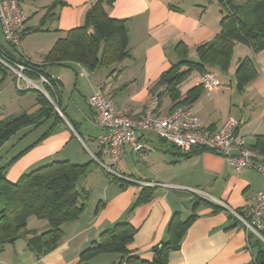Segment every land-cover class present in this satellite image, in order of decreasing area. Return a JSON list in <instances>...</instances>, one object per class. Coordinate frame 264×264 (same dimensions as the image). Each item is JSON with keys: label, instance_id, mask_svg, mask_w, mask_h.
<instances>
[{"label": "crops", "instance_id": "0c3cea01", "mask_svg": "<svg viewBox=\"0 0 264 264\" xmlns=\"http://www.w3.org/2000/svg\"><path fill=\"white\" fill-rule=\"evenodd\" d=\"M95 1H25L29 11L25 12L27 21L23 27L21 51L16 53L9 49L31 63L42 64L57 39L83 24L87 10ZM50 5H54V15L42 21ZM105 8L110 17L127 21L130 56L90 72L71 61L47 66L46 70L58 86V94L54 96L57 104L54 103L63 121L57 123L50 135L26 149L5 171L6 179L14 183L25 172L54 161L88 163L86 172L76 183V188L84 193V211L62 226L61 241L38 258L27 249L26 238L48 229V223L29 217L26 237L20 238L23 242L19 250L15 247L17 240L3 247L12 250L9 262L76 264L79 253L96 241L103 230L126 217L135 228L128 250L150 260L152 247L165 238L172 214L179 212L182 220L191 214L196 202L194 197H200L189 190L194 188L208 196V203L200 202L195 206L196 218L186 228L179 247L168 252L167 264H254L259 238L248 239V233L231 210L241 214L249 211L255 192L264 189V172L256 168L236 170L223 156L211 151L185 156L186 152L152 131H143L137 137L141 150H134L128 143L121 147L118 171L156 185L151 187L152 197L137 204L128 215L143 185L116 176L112 179L102 170L99 161L107 164L109 159L106 148L96 140L101 129L88 103L89 96L99 90L112 102L114 113L138 116L153 96L151 87L160 74L185 51L188 58L197 59L196 47L218 33L222 17L218 0H113ZM0 42L7 45L2 37ZM245 57L252 60L256 76L240 89L235 72ZM207 70L221 84L210 94L202 86L198 99L190 105L192 113L208 132L217 131L228 116L238 118L244 140L248 146L252 145L256 136L264 135V48L254 53L247 45L236 42L226 71L213 66H207ZM190 76L192 82L183 86ZM200 76L192 72L185 79L181 85L183 96L190 88L201 85ZM3 83L4 79L0 93L4 91ZM19 87L22 91L27 89L25 85ZM35 98L33 107L27 112L39 107ZM169 112L170 100L163 96L156 113L162 116ZM3 116L5 114L0 118ZM22 138H12L16 142L4 145L8 155ZM255 154L257 163L264 169V155ZM118 260L119 254L101 253L89 263L116 264Z\"/></svg>", "mask_w": 264, "mask_h": 264}, {"label": "trees", "instance_id": "16d2710c", "mask_svg": "<svg viewBox=\"0 0 264 264\" xmlns=\"http://www.w3.org/2000/svg\"><path fill=\"white\" fill-rule=\"evenodd\" d=\"M16 1L21 5L28 0ZM112 2L113 0H96L87 10L83 24L68 30L64 37L57 39L45 54L42 64L31 63L14 54L9 49L10 46L2 44V47L10 56L16 59L19 57V61L26 64L30 69L27 71L30 78L38 79V75H42L51 82L53 89L47 86L46 91L57 104L54 96L58 94V86L46 70L47 66L71 61L90 72L101 67H109L130 56L127 21L110 17L105 8V5L109 6ZM218 2L225 12L220 19V30L210 41L196 47L197 59L188 58L185 51L177 62L160 74L151 87L152 95L157 98V105L161 104L163 96L170 100V111L181 104L191 105L198 99L202 84L190 88L183 96L182 83L192 72L200 74L209 72L207 66L226 71L236 42L247 45L254 53L264 48V0H218ZM53 8L54 5H50L45 9L42 21L54 15ZM5 73L6 69L0 66V84ZM255 76L256 70L252 60L248 57L243 58L235 72L238 87L241 89L243 84ZM18 88L20 93L33 90L27 88L22 91L20 87ZM35 96L36 104L39 105L36 110L32 112L21 110L0 118V250L6 244H13L16 240L26 237L27 220L29 217H35L48 223V229L26 238L27 249L38 258L58 245L64 236L62 226L77 219L84 211L85 203L82 201L84 193L83 190L76 188V183L86 172L88 163L54 161L25 172L14 183L6 179L5 171L9 165L26 149L50 135L57 123L63 121L54 105L41 92H37ZM2 114L4 113L0 112V115ZM68 121L76 129L75 124L71 120ZM44 123H48L47 128L30 146L14 155L7 154L8 150L4 149L7 141L13 137L22 138ZM22 130L25 131L21 134ZM249 147L264 155V135L256 136L254 143ZM199 151L203 149L193 148L186 152L185 156ZM152 195L151 186L143 185L129 208L128 215L137 204L146 202ZM194 198L196 202L186 219L182 220L179 212L172 214L166 226L165 238L152 247L150 260L142 259L128 250L127 246L133 240L135 228L126 217L103 230L96 241L91 242L79 253L76 264H90L89 261L101 253L119 254L116 264H167L168 252L179 247L186 228L196 218L195 206L200 202L208 203L201 197ZM262 236L264 237V231ZM252 237L254 236L248 233V239ZM256 244L258 249L254 264H264V241L257 239Z\"/></svg>", "mask_w": 264, "mask_h": 264}, {"label": "built area", "instance_id": "2783aa9c", "mask_svg": "<svg viewBox=\"0 0 264 264\" xmlns=\"http://www.w3.org/2000/svg\"><path fill=\"white\" fill-rule=\"evenodd\" d=\"M26 21L27 16L16 0H0V34L4 42L16 53L21 51L22 32ZM2 46L0 42V66L12 72L16 85L19 87L22 82L27 88L32 86L40 88V83L45 89L42 93L56 107L46 91L47 86L53 89L51 82L42 75H38V79L30 78L27 75L30 69L26 64L19 61V57L16 59L10 56ZM200 82L207 94L213 92L221 84L211 72L201 74ZM88 103L94 112L96 124L101 129L96 140L101 147L106 148L109 159L107 164L101 161L99 163L105 174L110 177L116 176L144 186L156 185L155 182L138 181L118 171L121 147L128 143L134 150H141L142 145L137 137L143 131H152L156 136L183 152L199 148L216 153L223 156L236 170L256 168L264 172L263 167L256 161L255 152L250 149L241 134L239 119L234 116H228L217 131L208 132L202 128L200 120L192 113L191 106L188 104H181L166 115H158L156 96L150 98L142 112L136 117L114 113L112 102L106 99L99 90L89 96ZM57 112H59L58 108ZM189 190L203 199H208V196L201 190L194 188ZM231 214L236 217L247 233L264 241L262 236L264 189L255 192L253 204L248 212L240 214L231 210Z\"/></svg>", "mask_w": 264, "mask_h": 264}, {"label": "rangeland", "instance_id": "374dc122", "mask_svg": "<svg viewBox=\"0 0 264 264\" xmlns=\"http://www.w3.org/2000/svg\"><path fill=\"white\" fill-rule=\"evenodd\" d=\"M21 7L24 10V12L27 13L29 11V6L27 5V3L25 1L21 3ZM220 7L222 10V15H223L225 13L224 9L221 5H220ZM0 37H2L1 34H0ZM195 73H197V72H195ZM34 81H37V80H34ZM185 82H187V83H184L183 86L191 83L192 82L191 76L188 77ZM23 85H24V83L21 82L20 86H23ZM2 87H3L4 91H2V93H0V111H3V110L9 111V109L13 110L12 112H2L5 115L20 112L19 109H24L25 111L30 110L34 105V96L37 94V92L42 93V91L44 92V90H45L44 88H42L41 84L39 83L40 88H36V87L32 86L31 88H33V90L28 91L26 93V95L19 93L17 91V89H19V88L16 85L13 74L11 71H8V70H6L4 83H3ZM43 95L51 102V100L45 94H43ZM19 104H21L22 106L18 107ZM16 107L18 108V110H16ZM76 119L79 120L81 118L77 117ZM47 126H48V124L44 123V124L38 126L37 128L31 130L24 138L21 139V141H17V143L15 144V148L10 151L9 156L14 155L22 147L27 145L32 140L36 139L47 128ZM24 131L22 130L20 133L22 134ZM92 131H93V129H92ZM17 136H20V135H17ZM13 138L15 139V137H13ZM14 142H16V141H14L13 139H10L9 141L6 142V144L8 146H10ZM88 145H90V144L88 143ZM4 149H7V148H4ZM21 242H23V239L22 240L18 239L15 242V247L17 250H19ZM10 253L12 254V250L10 249V247H6L5 249L0 250V264H12V263L23 264V262L18 263L19 262L18 260H17V263L16 262L10 263L9 259H8V257L10 256Z\"/></svg>", "mask_w": 264, "mask_h": 264}, {"label": "water", "instance_id": "95a60500", "mask_svg": "<svg viewBox=\"0 0 264 264\" xmlns=\"http://www.w3.org/2000/svg\"><path fill=\"white\" fill-rule=\"evenodd\" d=\"M57 110V107L55 108ZM59 114H61V112H58Z\"/></svg>", "mask_w": 264, "mask_h": 264}]
</instances>
